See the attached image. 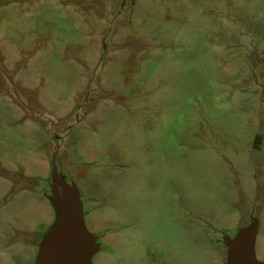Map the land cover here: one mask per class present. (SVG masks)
Wrapping results in <instances>:
<instances>
[{"label": "rangeland", "instance_id": "1", "mask_svg": "<svg viewBox=\"0 0 264 264\" xmlns=\"http://www.w3.org/2000/svg\"><path fill=\"white\" fill-rule=\"evenodd\" d=\"M78 217L90 264H264V0H0V264Z\"/></svg>", "mask_w": 264, "mask_h": 264}, {"label": "water", "instance_id": "2", "mask_svg": "<svg viewBox=\"0 0 264 264\" xmlns=\"http://www.w3.org/2000/svg\"><path fill=\"white\" fill-rule=\"evenodd\" d=\"M42 264H90L87 238L78 217L72 224L62 222L54 244L43 255ZM235 264H257L254 255L240 248Z\"/></svg>", "mask_w": 264, "mask_h": 264}]
</instances>
